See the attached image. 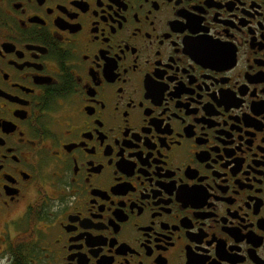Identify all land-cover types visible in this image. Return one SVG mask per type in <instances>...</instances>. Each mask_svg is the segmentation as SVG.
Wrapping results in <instances>:
<instances>
[{"label":"flooded vegetation","instance_id":"1","mask_svg":"<svg viewBox=\"0 0 264 264\" xmlns=\"http://www.w3.org/2000/svg\"><path fill=\"white\" fill-rule=\"evenodd\" d=\"M0 264H264V0H0Z\"/></svg>","mask_w":264,"mask_h":264}]
</instances>
